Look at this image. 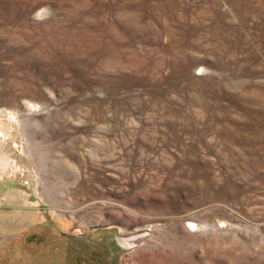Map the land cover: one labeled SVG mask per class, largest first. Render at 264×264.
Wrapping results in <instances>:
<instances>
[{"label": "rangeland", "instance_id": "obj_1", "mask_svg": "<svg viewBox=\"0 0 264 264\" xmlns=\"http://www.w3.org/2000/svg\"><path fill=\"white\" fill-rule=\"evenodd\" d=\"M0 264H264V0H0Z\"/></svg>", "mask_w": 264, "mask_h": 264}, {"label": "water", "instance_id": "obj_2", "mask_svg": "<svg viewBox=\"0 0 264 264\" xmlns=\"http://www.w3.org/2000/svg\"><path fill=\"white\" fill-rule=\"evenodd\" d=\"M148 236V233L145 234H138L133 237H128V238H120L117 240L118 245L122 244V247L119 246L122 250L123 249H133L134 247L138 246L144 239L145 237Z\"/></svg>", "mask_w": 264, "mask_h": 264}, {"label": "clouds", "instance_id": "obj_3", "mask_svg": "<svg viewBox=\"0 0 264 264\" xmlns=\"http://www.w3.org/2000/svg\"><path fill=\"white\" fill-rule=\"evenodd\" d=\"M51 14V12L49 11V15ZM37 19H41V17H39V14H37Z\"/></svg>", "mask_w": 264, "mask_h": 264}]
</instances>
